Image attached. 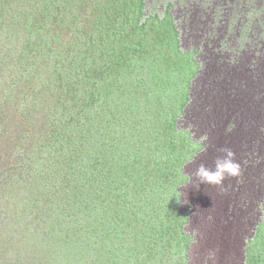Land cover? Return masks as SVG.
<instances>
[{"label": "trees", "instance_id": "trees-1", "mask_svg": "<svg viewBox=\"0 0 264 264\" xmlns=\"http://www.w3.org/2000/svg\"><path fill=\"white\" fill-rule=\"evenodd\" d=\"M78 19L74 0H0V205L11 202L0 239L29 244L11 264H151L171 249L186 264L178 207L192 134L177 125L191 82L174 71L157 84L132 26L90 34ZM159 105L163 133L147 143L138 122Z\"/></svg>", "mask_w": 264, "mask_h": 264}, {"label": "rangeland", "instance_id": "rangeland-1", "mask_svg": "<svg viewBox=\"0 0 264 264\" xmlns=\"http://www.w3.org/2000/svg\"><path fill=\"white\" fill-rule=\"evenodd\" d=\"M74 3L78 25L87 33L95 34L101 26L103 32L114 35L124 25L129 33L132 26L137 39L144 37L147 44L140 55L143 63H149L144 69L156 77L157 84H163L159 76L166 78L174 71L184 83L191 82L188 110L177 125L178 131L192 134L187 159L195 153L193 162L188 160L183 167L186 183L180 187L178 207L188 218L184 231L190 240L186 264H264V209L259 207L264 203V0ZM100 20L105 24L100 25ZM171 24L180 33L179 51ZM114 25L116 29L112 30ZM55 28L63 40L72 37L69 25L57 23ZM162 110L159 105L150 114L151 119L140 117L138 123L145 131L146 142L150 133H163V124L156 128L164 119ZM34 142L29 143L26 152L33 149ZM222 148L235 152L242 176L228 177L223 188L199 185L194 176L196 168L201 163L214 168ZM6 150L1 146L0 156L9 162L10 152ZM182 156L180 152L178 157ZM66 166L65 162L61 167L64 170ZM3 203L1 227L7 219L6 207L11 206L6 200ZM13 237L11 242L0 239V264L19 262L18 250L29 247L28 243L22 246L14 242ZM175 244L172 240L171 245ZM248 247L252 248L247 253ZM178 257L179 251L171 249L151 264H181L184 260Z\"/></svg>", "mask_w": 264, "mask_h": 264}, {"label": "clouds", "instance_id": "clouds-1", "mask_svg": "<svg viewBox=\"0 0 264 264\" xmlns=\"http://www.w3.org/2000/svg\"><path fill=\"white\" fill-rule=\"evenodd\" d=\"M231 130L232 126H229L228 131ZM221 153L222 155L214 161V168H209L203 163L198 165L194 176L199 181V185L207 184L223 188L224 181L228 177L239 178L242 176L241 163L237 161L235 152L231 148H222ZM189 162H193L192 157H189ZM259 207L264 209V203H261Z\"/></svg>", "mask_w": 264, "mask_h": 264}, {"label": "bare ground", "instance_id": "bare-ground-1", "mask_svg": "<svg viewBox=\"0 0 264 264\" xmlns=\"http://www.w3.org/2000/svg\"><path fill=\"white\" fill-rule=\"evenodd\" d=\"M229 34V33H228Z\"/></svg>", "mask_w": 264, "mask_h": 264}]
</instances>
